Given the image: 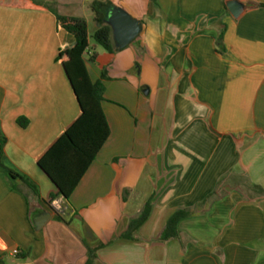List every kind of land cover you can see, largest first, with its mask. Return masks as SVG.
Here are the masks:
<instances>
[{"label":"crops","instance_id":"1","mask_svg":"<svg viewBox=\"0 0 264 264\" xmlns=\"http://www.w3.org/2000/svg\"><path fill=\"white\" fill-rule=\"evenodd\" d=\"M93 1L0 0V258L86 264L98 247L93 264H264V196L248 187L264 190V0H101L142 24L113 52L92 37ZM53 12L87 22L83 59L104 85L110 130L69 199L38 166L81 114L57 60L75 38ZM149 199L147 219L123 238ZM183 207L194 214L161 240Z\"/></svg>","mask_w":264,"mask_h":264},{"label":"trees","instance_id":"2","mask_svg":"<svg viewBox=\"0 0 264 264\" xmlns=\"http://www.w3.org/2000/svg\"><path fill=\"white\" fill-rule=\"evenodd\" d=\"M259 6H264V4H259ZM112 7L113 3L110 1L95 0L91 3L94 20L98 25L92 37L96 44L109 52L115 51L112 28L107 23V13ZM53 13L58 26L75 38L73 44L59 51L57 60L62 63L66 71L79 103L81 114L40 157L38 166L56 186L58 194L69 199L109 137L110 130L102 109L104 85L101 81H91L83 59V54L89 43L87 22L83 18L65 16L57 12ZM225 28L226 25H224L223 31L216 38V50L220 54H225L226 52L223 45ZM94 59L95 54L91 56V60ZM18 122L23 126L25 125L22 119H19ZM0 141L2 144L5 138L0 137ZM1 158L2 147H0V165L3 166ZM10 175L18 176L27 181L12 170H10ZM228 177H232V175L229 173L223 176L218 181L215 190L206 196L201 205L208 204L220 197L224 191L223 188ZM27 182L29 183V181ZM31 187L36 190L34 186L31 185ZM248 187L255 193L264 196V190L258 185L248 183ZM151 205L152 199H149L139 216L131 220L128 231L122 235L123 238L130 239L131 234L145 222ZM193 214L194 209L192 208L183 207L177 209L169 217L161 235V240L165 241L177 237L179 235L178 225L180 221L189 218ZM97 249L98 247H88V260L86 264H93ZM0 264H5L3 258H0Z\"/></svg>","mask_w":264,"mask_h":264},{"label":"water","instance_id":"3","mask_svg":"<svg viewBox=\"0 0 264 264\" xmlns=\"http://www.w3.org/2000/svg\"><path fill=\"white\" fill-rule=\"evenodd\" d=\"M227 7L234 16L239 14V6L237 4L228 3ZM107 23L112 28L113 39L117 49H122L129 45L142 31L141 22L117 6H113L108 11ZM49 217L50 213L48 212L38 215L34 219L36 228L42 227Z\"/></svg>","mask_w":264,"mask_h":264},{"label":"built area","instance_id":"4","mask_svg":"<svg viewBox=\"0 0 264 264\" xmlns=\"http://www.w3.org/2000/svg\"><path fill=\"white\" fill-rule=\"evenodd\" d=\"M18 252H19L18 250H13L12 253H13V255H18Z\"/></svg>","mask_w":264,"mask_h":264},{"label":"rangeland","instance_id":"5","mask_svg":"<svg viewBox=\"0 0 264 264\" xmlns=\"http://www.w3.org/2000/svg\"><path fill=\"white\" fill-rule=\"evenodd\" d=\"M50 5H52V4H50ZM92 27V26H91Z\"/></svg>","mask_w":264,"mask_h":264}]
</instances>
